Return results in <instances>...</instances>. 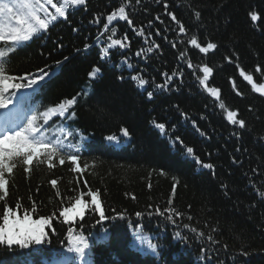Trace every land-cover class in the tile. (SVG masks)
I'll return each mask as SVG.
<instances>
[{
    "label": "trees",
    "instance_id": "1",
    "mask_svg": "<svg viewBox=\"0 0 264 264\" xmlns=\"http://www.w3.org/2000/svg\"><path fill=\"white\" fill-rule=\"evenodd\" d=\"M122 4L128 5L132 24L120 21L104 33L107 15ZM167 4L186 33H179L163 0L138 4L86 0V7L70 10L67 21L55 22L10 56V74L17 77L69 57L62 68L49 69L52 75L33 86L30 97L44 111L81 93L66 114L75 112V116L54 117L51 132L61 127L71 131L70 139L78 147L83 136L89 141L78 154L82 172L74 171L75 165L67 160L60 165L55 159V167L48 168L47 162L39 164L34 158L29 171L18 164L6 176V202L14 209L17 203L22 205L17 211L21 221L25 210L31 220L53 212L57 218L47 225V243L25 249L0 246V264H209L205 257L211 264H264V93L256 91L264 85V0H167ZM197 11L199 18L194 15ZM252 11L258 13L257 21L251 20ZM96 17L101 23L94 22ZM112 27L117 28L114 39L127 35L130 46L114 49L110 59L101 60L99 50L110 43ZM140 29L143 36L136 34ZM193 36L202 47L211 42L217 48L201 53L188 43ZM85 44L91 46L89 50ZM148 47H153L152 53L146 52ZM141 49L145 51L136 56ZM181 52L186 53L184 59ZM205 65L213 69L208 87L220 90L219 99L198 82ZM94 67L101 72L90 78ZM241 71L252 81L245 80ZM173 73L167 88H155L164 83L165 74ZM137 74L148 81L144 88L131 80ZM148 91L154 93L151 101ZM30 97L26 102H31ZM227 111H236L245 127L232 125ZM153 121L164 123L165 132ZM123 128L128 129V137L122 136ZM113 135L117 141L107 139ZM187 147L193 148L191 156ZM204 163L213 168H203ZM89 189L98 191L110 219L97 223L99 213L89 203L82 219L63 222L59 210ZM83 198L90 202L87 195ZM4 206L0 202V214ZM157 208H174L181 216L173 215V223L166 219L167 213L158 215ZM137 212L143 215L137 217ZM120 213L123 219H111ZM69 228L88 238L84 261L67 250ZM140 236L157 244V251L148 249Z\"/></svg>",
    "mask_w": 264,
    "mask_h": 264
},
{
    "label": "snow or ice",
    "instance_id": "2",
    "mask_svg": "<svg viewBox=\"0 0 264 264\" xmlns=\"http://www.w3.org/2000/svg\"><path fill=\"white\" fill-rule=\"evenodd\" d=\"M135 2L138 4L140 0H135ZM48 5H51L55 10V15L49 13ZM163 6L167 15L171 18V21L178 25L179 33H186L187 30L184 24L177 19L174 13L167 11L169 7L167 0H163ZM81 7H86V0H61L59 6L53 3V0H10V2L0 0V42H3L4 45H9L6 48L0 46V109H8V111L3 114L2 119H0V202H4L5 205L2 214H0V246L11 248L15 245L21 249H25L32 245L47 243L49 240L45 227L49 225L53 218H57L56 212H53L51 216L31 220L28 210H25L23 220L29 221V225L27 227H21L22 221L19 219L17 211L22 208V205L17 203L14 209L8 206L6 202V198L9 196V181L6 179V176L12 174L18 164L27 166L25 167V171L27 172L30 170V166L34 164V158L39 164L47 162L48 168L55 167V159H58L60 165H64L67 160L75 165L74 171L78 173L83 171L77 163L80 156L78 154H71L69 151L70 145L67 144L60 135L49 132L48 130L49 122L53 117L59 116L65 119H71L75 116V112H71V114L67 116L66 114H68L69 110L77 103V97H79L81 93H77L76 96H73L71 99H66L54 107H47L44 111H40L39 108H27L25 106L26 97H17L15 91L20 89H32L33 86H39L40 82L52 75V72L49 70L50 68H62L63 62L68 61L69 57L64 56L63 61L56 60L53 66L45 65L43 68H38L35 73H25L20 77L11 75L9 67L10 56L14 54L16 49L23 47L26 42L38 38L39 35L46 32L50 26H54V23L58 22L60 19L67 21L68 12L70 10L74 12ZM126 7H128V5L122 4L107 15L106 22L103 23L104 33L108 32L111 25L119 23L120 21H124L128 25L132 24V20L126 12ZM194 15L199 18L200 13L197 11ZM249 15L252 21H257L259 19L256 11L250 12ZM156 19H159V17H156ZM5 20L8 22L7 24L2 23V21ZM94 22L97 24L101 23L100 17H96ZM151 23L152 22L149 21V27ZM73 31H78V29L73 28ZM136 34L138 36H143L144 30L140 29ZM100 35H103V33ZM100 35L96 37L97 42L100 40ZM116 35L117 28L112 27L111 34L107 36V40L110 43L99 50L101 60L106 61L110 59L109 54L114 49L129 48L130 45L125 42L128 40L127 35H124L122 39H114ZM188 43L198 48L201 53H208L209 50L217 48V45L211 42L202 47L195 36H193ZM172 46L175 47V44ZM58 47H63V45L60 44ZM90 47L89 44L84 45L85 50H89ZM155 47L158 49L159 45L157 44ZM76 51L79 52L80 49ZM144 51V49H141L136 53V56H141ZM146 52L152 53L153 47H148ZM185 55V52H181L180 58L184 59ZM129 67H132V65H129ZM188 67H193L191 62L188 63ZM100 72L101 69L99 67H94L88 75L90 78H95ZM202 72L203 77L199 78V84L202 85L212 97L219 99L220 90L215 87H208L209 76L212 74L213 69L205 65L202 68ZM240 74L247 81H252L253 79L252 76L245 75L243 71H241ZM165 75L167 78L164 83L155 85L157 90L167 88L176 73H173L172 76ZM120 78L123 79V77ZM130 78L137 83V87L139 88H144L145 85L148 84V81L143 79L139 74L132 75ZM9 89L13 90L10 94ZM256 91L264 93V85L256 88ZM84 94L86 95L87 93ZM153 96L154 93L152 91L147 92L149 101L152 100ZM13 98L17 99V104L15 105H13ZM9 105H13V107L9 109ZM219 108L221 110L225 109V104L222 101L219 103ZM185 118L187 119V117ZM227 120L231 122L232 125H238L241 129L245 127V121L237 119L236 111H227ZM192 123L195 126V121ZM153 124L161 133L165 132L164 123L153 121ZM57 127L60 126L57 125ZM60 132L65 136L73 135L71 131H65L63 127L60 128ZM121 132L123 137L129 136L128 129L123 128ZM107 139L109 141H117L118 137L113 135L107 137ZM175 139L177 141L180 140L178 136L175 137ZM237 151H239V149H237ZM78 152L79 149H77V153ZM186 152L191 156L193 154V148L187 147ZM196 162L201 163L198 157L196 158ZM84 167L87 168L88 165L85 164ZM202 167L212 169L213 165L211 163H204ZM85 184H87V181H85ZM51 185L56 187L57 181L52 180ZM56 195L60 196V192L57 191ZM85 195L91 198L90 202L83 198ZM98 197V191L89 189L86 194L81 192L70 207H64L59 210V217H62L65 223L72 222L77 217L82 219L90 203L93 207V211L99 213L97 223L110 219L105 215ZM169 204H171V200ZM31 211H36L35 202H33ZM156 213L160 216H164L165 213H167L166 219L173 223H175L173 215L181 216V213L174 208H168L164 211L157 208ZM135 215L141 217L143 213L137 212ZM149 215H151V213H149ZM117 218L123 219V214L120 213L115 217H111V219ZM189 219H191V217H189ZM183 227L187 229L189 225L184 224ZM191 230L193 232L196 231L194 228ZM53 231L55 230L53 229ZM199 235L203 236V233ZM67 236L69 244L67 249L68 252L74 253L77 258L84 261L87 255L86 250L89 249L88 238L85 237L82 232H76L73 228H69ZM176 236L180 237V233L177 232ZM139 238L142 243H147V248L153 253L157 251V244L147 241L142 236ZM208 239L211 240L212 237L209 236ZM244 255H248V253L245 252ZM205 259H208L209 264H211L210 258L205 257ZM65 264H68V261H65Z\"/></svg>",
    "mask_w": 264,
    "mask_h": 264
},
{
    "label": "rangeland",
    "instance_id": "3",
    "mask_svg": "<svg viewBox=\"0 0 264 264\" xmlns=\"http://www.w3.org/2000/svg\"><path fill=\"white\" fill-rule=\"evenodd\" d=\"M53 3L57 4V6H59V4L57 3L56 0H53ZM48 11L50 14L55 15V10L51 7V5H48ZM29 225V221H22L21 227H27ZM45 231L47 232V226L45 227Z\"/></svg>",
    "mask_w": 264,
    "mask_h": 264
}]
</instances>
